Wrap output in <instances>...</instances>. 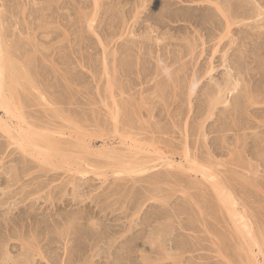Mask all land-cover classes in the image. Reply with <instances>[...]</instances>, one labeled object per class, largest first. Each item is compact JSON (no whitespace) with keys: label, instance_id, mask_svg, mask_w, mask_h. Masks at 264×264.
Segmentation results:
<instances>
[{"label":"rangeland","instance_id":"1","mask_svg":"<svg viewBox=\"0 0 264 264\" xmlns=\"http://www.w3.org/2000/svg\"><path fill=\"white\" fill-rule=\"evenodd\" d=\"M0 16L36 76L27 116L109 144L47 162L0 124V264H248L236 240L264 264V0H0Z\"/></svg>","mask_w":264,"mask_h":264},{"label":"bare ground","instance_id":"2","mask_svg":"<svg viewBox=\"0 0 264 264\" xmlns=\"http://www.w3.org/2000/svg\"><path fill=\"white\" fill-rule=\"evenodd\" d=\"M97 3H98V1H97ZM97 3H95V4H97ZM0 18H1V16H0ZM1 37V36H0ZM1 40V39H0ZM0 43H2V40H1V42ZM1 45H3V44H1ZM1 45H0V49H3V48H1ZM3 56H2V58L0 59L1 61V64H0V71H1V73H2V77H0L1 78V80H0V108L4 111V113H5V117H2V118H0V124H1V126H3V128L4 129H6V131H8V133H9V135H10V137H12L14 140H15V142H16V144L18 145V148H20L21 149V151L23 152V153H29V154H31L32 156H34V158L35 159H38V160H43V161H47V162H49V157L51 158V159H53L52 158V156H55V158H58V157H56V155H58L60 158H62L63 157V148H66V147H64L63 145H65V146H67V149H65V150H68V151H74L75 149L77 150V149H79V151L81 150L82 152H84V151H86L87 153H88V155H92V153H95V151H102V149L103 148H105L106 146H104V147H102V149L101 150H96V149H94L93 150V148H94V146H92L91 147V143H90V141H88V140H84L85 139V137L84 138H81V140H82V142H81V140H80V142L82 143H80V144H78V145H75V144H77L78 142H76V143H71V141H69V140H67L66 138V140H60L59 138H57V136H59V133H60V135H62L63 136V134H64V131L63 132H61V131H56V130H53V127L51 126V125H48V124H50L49 122L48 123H46V122H44V123H46L47 125H40V124H37L35 121H33V119L31 120L28 116H27V113L26 112H24V107L26 106L25 104H27V103H24L25 101H23V97L24 96H27L26 94L23 96V97H21L20 96V92H21V94H22V91H21V89L23 90V89H27V88H29V87H32V88H36L37 89V87H38V85H37V83H36V78L34 79L33 77H32V75L34 76V74L32 73V75H31V73H30V71H28L29 70V67L27 66V68H26V64H24L23 62H22V64L19 62H16V60H14L12 57H11V54H10V52L7 50V48L6 49H3ZM1 53V52H0ZM2 54V53H1ZM1 54H0V56H1ZM14 55V54H13ZM24 65H25V67H24ZM27 65H28V63H27ZM1 75V74H0ZM34 77H36V76H34ZM8 87H7V86ZM163 89V88H162ZM161 89V90H162ZM20 90V91H19ZM28 90V89H27ZM221 91L222 90H220L219 92L221 93ZM24 92V91H23ZM193 92V91H192ZM224 92V91H223ZM221 93V94H224V93ZM25 93V92H24ZM161 94H162V92H161ZM222 95H220L219 97H221ZM224 96V95H223ZM218 97V96H217ZM25 98V97H24ZM221 99V98H220ZM25 100H26V98H25ZM116 100V99H115ZM219 100V99H218ZM117 101V100H116ZM115 101V102H116ZM114 102V101H113ZM115 102H114V104H115ZM123 103V102H122ZM125 103L127 104L128 103V101L126 102L125 101ZM118 104V103H117ZM129 104H130V102H129ZM125 105V104H124ZM131 105V104H130ZM129 105V106H130ZM122 106V105H121ZM128 106V107H129ZM117 107V106H116ZM126 108H127V106H125ZM135 108V107H134ZM134 108H132V109H134ZM121 109H124V107L122 108L121 107ZM120 108H119V111L121 110ZM127 109H129V108H127ZM131 111V110H130ZM136 111H137V109H136ZM211 111V110H210ZM135 112V111H134ZM127 113V112H126ZM138 113H135V115H137ZM128 115V114H127ZM127 117H129V115L127 116ZM131 117H132V115H131ZM35 120V119H34ZM39 122H41L40 120H38ZM42 123H43V121H42ZM53 124H54V122H53ZM54 128H56V127H54ZM58 134L57 136L55 135V134ZM64 135H66V134H64ZM68 135H70L71 136V134H68ZM67 135V136H68ZM73 135V134H72ZM77 136H78V134H77ZM60 138H61V136H59ZM64 138V137H63ZM68 138V137H67ZM71 139H72V137H70ZM73 138H74V135H73ZM62 139V138H61ZM84 140V141H83ZM77 141V140H76ZM78 141H79V139H78ZM122 143V142H121ZM126 144V143H125ZM106 145H107V143H106ZM110 145H112V144H110ZM129 145V144H128ZM62 148H61V147ZM108 146H109V144H108ZM108 146L106 147V148H108ZM133 146V145H132ZM132 146H130L131 148H132ZM135 146V145H134ZM140 146V145H139ZM139 146H135V147H139ZM113 147V146H112ZM112 147H111V149H112ZM141 147V146H140ZM91 148V149H90ZM110 149V148H109ZM110 149V150H111ZM113 149H117V148H113ZM133 149H136L137 150V148H134L133 147ZM105 150H107V149H104V152H106ZM117 150H119V151H121L120 149H117ZM117 150H116V152H117ZM124 150V152H126V150L125 149H123ZM128 150V149H127ZM129 150H131V149H129ZM144 151H146V149H143ZM68 151H64V152H68ZM114 151V150H113ZM133 151V150H132ZM131 151V152H132ZM142 151V150H141ZM82 152H78L77 151V154H81ZM91 152V153H90ZM104 152H102V153H100V154H103ZM112 152V151H111ZM122 152V151H121ZM124 152H122V153H124ZM128 152V151H127ZM130 152V151H129ZM134 152H136V151H134ZM143 152V151H142ZM69 153V152H68ZM72 154H73V152H71ZM69 154V156L71 155V157L73 156H76V155H72V154ZM74 153H76L75 151H74ZM87 153H85L84 152V154H87ZM107 153V152H106ZM119 153V152H118ZM121 153V154H122ZM144 153V152H143ZM66 153H64V155H65ZM100 154H98V155H100ZM108 154V157H109V154H110V152H108L107 153ZM111 154H117V153H111ZM121 154H119V156H114V157H111V158H116L117 160H119V165H118V169L120 168V169H122L121 167H119V166H121V164H123V161H121L122 159H120L121 157H123L124 155L122 154V156H121ZM131 155H132V153H130ZM135 153H133V155H134ZM137 154H138V152H137ZM145 155H146V152L144 153ZM78 155V157H80ZM94 155V154H93ZM96 155V154H95ZM98 155L96 156V157H98ZM128 155V154H127ZM139 155V154H138ZM189 155V154H188ZM103 156H106V154L104 155L103 154ZM112 156V155H111ZM135 156L137 157V155L135 154ZM144 156V155H143ZM147 156V155H146ZM186 156H187V154H186ZM70 158V157H68V154H67V156H65V158ZM82 157V156H81ZM92 157H94V156H92ZM95 157V158H96ZM125 158H126V155L124 156ZM129 157V156H128ZM133 157V156H132ZM132 157H129V158H132ZM135 157V158H136ZM142 156H140V159H142L141 158ZM59 158V159H60ZM64 158V159H65ZM134 158V157H133ZM139 158V156L137 157V159ZM145 158H147L148 159V157H145ZM193 158V157H192ZM191 158V156L189 157V161H188V159H187V161L188 162H190V159H192ZM195 158V157H194ZM193 158V159H194ZM63 159V160H64ZM68 159H65L66 160V162H67V164L69 163L67 160ZM75 158H73V160H74ZM77 160L78 159H80V161H81V158H76ZM105 159H107V161L108 160H110V159H108V158H105ZM137 159H135V160H137ZM139 159V160H140ZM165 159H169V161L168 160H166L167 162H169L170 163V165H171V167L173 166L172 164H171V158H165ZM192 159V160H193ZM58 160V159H57ZM60 160H62V159H60ZM62 160V161H63ZM64 160V161H65ZM69 160H72V159H69ZM86 160V159H85ZM115 159H113V161H114ZM117 160H115V162L117 161ZM127 160V159H126ZM133 160V159H132ZM138 160V161H139ZM195 160V159H194ZM59 161V160H58ZM61 161V162H62ZM104 161V160H103ZM106 161V162H107ZM138 161H136L135 163H136V166H132V164L130 163V162H128V161H126V162H128V163H130L131 164V166L130 167H127L128 165H125V164H127L126 162H125V164H123L122 165V167H123V169L125 168V169H129L128 170V172H131L130 170L132 169V171L133 172H137V171H144V170H148V165H149V163H148V165H147V163H146V165H144V160H143V162L144 163H139ZM141 161V160H140ZM146 161V160H145ZM151 161V160H150ZM165 160L163 161V162H166ZM173 161L174 160H172V163H173ZM195 161H197V160H195ZM60 162V161H59ZM65 162V163H66ZM102 162V161H101ZM101 162H100V164H101ZM108 162H110V161H108ZM133 162V161H132ZM148 162H149V160H148ZM193 162V161H192ZM104 163V162H103ZM134 163V162H133ZM174 163H176V162H174ZM194 163V162H193ZM196 164H200L199 162L197 163V162H195ZM55 164V163H54ZM61 164H63V162L61 163ZM99 164V163H98ZM97 164V165H98ZM137 164L138 165H140V167H138L137 166ZM204 164V163H203ZM202 164V165H203ZM56 165H57V163H56ZM59 165H60V163H59ZM58 165V166H59ZM64 165V164H63ZM104 166H105V164H103ZM107 165H110L109 167H111V165L112 164H107ZM116 165V164H115ZM116 165V166H117ZM177 165H179V164H177ZM180 165H181V167H183L182 166V164L180 163ZM201 165V164H200ZM53 166H55V165H53ZM62 166V165H61ZM100 166V168H101V166L102 165H99ZM191 166H193V165H191ZM195 166V165H194ZM193 166V167H194ZM204 166H206V165H204ZM57 167V166H56ZM112 167H114V165L112 166ZM132 167V168H131ZM170 167V166H169ZM170 167V168H171ZM190 169L191 168H193V167H190V166H188ZM187 166L185 167V168H188ZM206 167H209L210 168V166H206ZM117 168V167H116ZM115 168V169H116ZM122 169V170H123ZM182 169H184V168H182ZM196 169H198V170H200L201 172L202 171H204V170H202L201 168H199L198 166H195L194 167V170H196ZM211 169V168H210ZM114 171H117V169L116 170H114ZM82 172V171H81ZM119 171H117V173H118ZM123 172H126L125 170H123ZM207 172V171H206ZM210 172V171H209ZM209 172H207V173H209ZM212 172H214V171H212ZM119 173H122V171L120 170V172ZM138 173V172H137ZM206 173V174H207ZM216 173V172H215ZM170 174V173H169ZM173 174V173H172ZM178 174V173H177ZM202 174H204L205 176H206V178H208V176L205 174V172L204 173H202ZM210 174V173H209ZM203 175V176H204ZM212 175V174H211ZM170 176H172V175H170ZM216 176V174L215 175H213V177H215ZM178 177H179V175H178ZM217 177V176H216ZM211 178V177H210ZM177 179V178H176ZM178 179H180V178H178ZM217 180V179H216ZM216 180H214V181H216ZM222 180V179H221ZM19 181V180H18ZM223 181V180H222ZM222 181L221 182H219V184H224L225 183V181L222 183ZM217 182V181H216ZM249 182V181H248ZM247 182V180H246V183H248ZM216 183H214V182H212V185H215ZM219 184H216V186H213V187H219V188H221L222 187V185L220 186ZM226 185V184H225ZM224 187V186H223ZM226 187V186H225ZM222 189V188H221ZM229 189V188H228ZM225 190H227V188H225ZM225 190H223V193H224V191ZM229 190H232L231 188L229 189ZM216 191V190H215ZM219 191H220V189H219ZM222 191V190H221ZM217 192V191H216ZM227 192H228V190H227ZM227 192H225V195L224 194H222L221 192H220V194H222V195H220V196H222V200L224 201V204H225V202L226 203H229L230 204V202H233V194H232V196H231V193H227ZM218 193V192H217ZM216 193V194H217ZM227 193V194H226ZM237 193V192H236ZM215 194V195H216ZM217 197H219L218 195H217ZM235 197V196H234ZM235 199V198H234ZM221 200V199H220ZM219 200V201H220ZM235 201V200H234ZM237 202V201H236ZM222 203V202H221ZM235 203V202H234ZM223 204V203H222ZM223 204V205H224ZM229 204H225L226 206H224V207H226V208H228L227 210H229L230 212H232V215L235 213L236 215H237V211L235 212V210H234V208H236V207H232L233 209H231V206H229L228 207V205ZM232 204V203H231ZM235 204H237V203H235ZM233 205V204H232ZM230 208V209H229ZM243 208H245V206L243 207ZM247 208V207H246ZM237 209V208H236ZM248 209V208H247ZM232 210V211H231ZM234 210V211H233ZM244 210H246V209H244ZM243 210V212H245L246 214H247V210L246 211H244ZM201 213L203 214L204 212H202L201 211ZM229 215H230V213H228ZM203 215H205V214H203ZM250 214L248 213V216H249ZM239 216H240V214H239ZM242 216H244L243 214H242ZM247 216V217H248ZM205 217H206V215H205ZM205 217H203V218H205ZM230 217H231V215H230ZM246 217V218H247ZM250 218H251V216H249ZM235 221H234V223H236V219H234ZM245 220V219H244ZM247 220V219H246ZM250 220V219H249ZM248 220V221H249ZM243 221V220H242ZM242 221L239 219L238 220V223L240 222V223H242ZM247 221H245V223H246ZM249 222H251V220L249 221ZM249 222H247V226L249 225ZM242 225H245L244 223H242ZM245 225V226H246ZM237 226L238 227H240L241 225H239V224H237ZM237 226H236V228H237ZM250 226H252V225H250ZM241 227H243V226H241ZM240 227V228H241ZM240 228H238L237 230L242 234V228L240 229ZM247 229L249 228V226L248 227H246ZM245 228V229H246ZM244 230V232L245 231H248V230ZM236 230V229H235ZM236 230V231H237ZM250 230V229H249ZM253 229L251 228V232H253L252 231ZM227 232V231H226ZM225 232V233H226ZM232 232V231H231ZM230 232V233H231ZM244 232H243V235H244ZM249 232V231H248ZM251 232H249L250 233V235L252 234ZM238 233V232H237ZM256 232H253V234H255ZM232 234H233V232L231 233V236H232ZM239 234V233H238ZM238 234H237V237H239L238 236ZM260 234H264V233H260ZM226 235V234H225ZM240 235V234H239ZM249 235V234H248ZM256 235V234H255ZM259 235V234H258ZM258 235H257V237H255V238H257L258 239ZM261 235V236H262ZM230 236V237H231ZM233 236H235V235H233ZM247 236V235H246ZM260 236V237H261ZM220 237H222L221 235H220ZM219 237V238H220ZM223 237H225V236H223ZM241 237V236H240ZM242 237H244V236H242ZM253 237V236H252ZM263 238H264V236H262ZM226 238V237H225ZM246 238H248L249 240V242H247L248 244H247V247H248V245H250V247H254V243H256L257 244V242H258V247L260 248V247H262L261 245L262 244H260V240L258 239V241L253 237V238H251V236H248V237H246ZM223 239V238H222ZM221 239V240H222ZM227 239V238H226ZM251 239V240H250ZM219 241L221 244H225V242L224 243H222V241ZM225 240V239H224ZM239 240H242L241 238L239 239ZM263 240V242H264V239H262ZM234 241H235V239H234ZM244 241L246 242L247 241V239L245 240V238H244ZM236 242V244H234V245H236L235 247H237V248H241L242 250L244 249V250H246V251H244V253H246L245 255H246V258L248 259V264H254L253 262H254V260L252 261V258H251V255L249 254V252H251L252 253V251H249V250H247V249H245V246H244V244L243 243H241V242H239L240 244H238L237 243V240L235 241ZM243 242V241H242ZM262 242V243H263ZM252 243V244H251ZM264 244V243H263ZM252 245V246H251ZM233 246V245H232ZM219 247H223V245H219ZM234 247V250L236 249ZM249 247V248H250ZM248 248V249H249ZM251 249V248H250ZM241 250V251H242ZM259 250H262L261 248L259 249ZM262 251H264V250H262ZM254 252V251H253ZM264 254V253H263ZM252 256H254V255H252ZM254 259V258H253ZM255 259H256V257H255ZM257 260V259H256ZM255 260V261H256ZM255 264H256V262H255Z\"/></svg>","mask_w":264,"mask_h":264}]
</instances>
